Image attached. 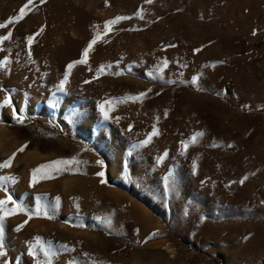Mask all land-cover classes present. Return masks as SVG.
<instances>
[{
	"label": "rangeland",
	"instance_id": "1",
	"mask_svg": "<svg viewBox=\"0 0 264 264\" xmlns=\"http://www.w3.org/2000/svg\"><path fill=\"white\" fill-rule=\"evenodd\" d=\"M26 2L0 0V23ZM30 7L0 29V200L31 216L5 219L0 264H46L37 240L51 264H264V0Z\"/></svg>",
	"mask_w": 264,
	"mask_h": 264
},
{
	"label": "snow or ice",
	"instance_id": "2",
	"mask_svg": "<svg viewBox=\"0 0 264 264\" xmlns=\"http://www.w3.org/2000/svg\"><path fill=\"white\" fill-rule=\"evenodd\" d=\"M44 2H46V0H41V3H44ZM146 2L147 3H152L153 0H146ZM30 5H33V0H27V2L20 8L19 14L17 16L9 18V20L7 22H5V23H0V29L7 28L8 25L18 23L20 20H22L28 14V12L32 10ZM137 15H140V13H137ZM125 19H128V17H120V16H118V17L114 18L113 20L107 21L105 23V26H104V28H105V33L104 34H107V32L110 31L111 26H113V25L117 24L118 22H120L121 20H125ZM42 31H43V28L40 29V32H42ZM36 35H39V32L36 33ZM10 37H11V32L10 31L6 35L0 36V44H3L4 41L9 40ZM99 38H100V36H99V34H97V36H95L93 38V40L89 42L88 46L83 50L81 60L76 61L74 63L86 64L87 63V58L89 56V53L93 49V46L97 43ZM33 39H34L33 36H28L27 37V43H28L29 48L31 47V45L33 43ZM195 51L198 52V51H200V49H196ZM29 56H31L30 52H29ZM8 63H9V60H8L7 57H5L3 60H0V68H5L8 65ZM164 63L166 64V62H164ZM72 67H73V64H69L68 65L69 69H71ZM100 71H103V69H100ZM67 79H68V77L66 75L64 80L59 85V91H64V85L67 82ZM85 83H88V81H85ZM192 83L196 84L197 83V78L194 77L193 80H192ZM144 95H145L144 93H141L140 96L128 97V99L133 100V101H137V100H140ZM108 103L109 102L106 101L104 104H100L99 105L101 114L103 115L105 120H107L109 118V112L111 111V108H106L105 107V105L108 104ZM3 106L11 107L10 100H9V98L7 96L3 99L2 103H0V107H3ZM13 117L18 122H22V118L19 115H17L16 109H13ZM157 134H158V131L155 128V126H153L152 133L148 136V138L145 141L142 142V146H146L148 143H150L152 137L156 136ZM201 135H202V133H197L195 136H193L192 142L195 143L197 137H199ZM183 147L186 149L187 145L185 144V145H183ZM229 147H231V145H229ZM23 150H24V147H21L18 151L22 152ZM14 157H15V153L13 154L12 157H9L8 160L4 161L3 163H0V169L10 167L11 163H12V159ZM158 159L162 160L163 157H160ZM74 162H75V160H72V161H55L53 163L54 164L67 165V164H71V163H74ZM52 167H53L52 164L42 165L39 168L33 170V172H32V184H35V183L38 182L37 175L42 171V169H44V168H52ZM193 170L195 171V164L193 165ZM57 171H60V169H57ZM98 175L102 178L101 179V183L102 184L105 183V181L103 179L104 173L100 172V173H98ZM171 175L172 174L169 173V176H171ZM42 178H47V177L45 176V177H42ZM168 178L169 177H167V176L164 178L166 187H167ZM0 179L9 180L11 178L3 177V178H0ZM245 179H246V177H245ZM243 182H244L243 180L240 181L241 184ZM9 204L12 205L11 208L7 207V205H9ZM21 212H23L25 215H29L27 212L24 211V209L20 205H18L15 201L12 200L11 196H7L6 199L0 200V237H2L3 234H4L3 224H4L5 219L8 216H10V215H15V214L21 213ZM29 219H31L30 215H29ZM103 223H105L109 227L111 226V221L110 220L103 221ZM24 224H27V221H25ZM24 224H21V225L17 226L16 231H20L24 227ZM153 235H155V234H153ZM36 243H37V245L40 246V251L43 253V255L45 257L46 264H51L50 257L52 255H54V253H52L50 249H47L43 245H41L39 240H37ZM3 247H4L3 243H0V257H3L5 255V253L3 251ZM62 247H64L65 249L67 248L66 245H64ZM28 255L32 256L33 259H35V254H34L31 246L29 247ZM5 264H7V261H5ZM37 264H40V262L37 261Z\"/></svg>",
	"mask_w": 264,
	"mask_h": 264
}]
</instances>
